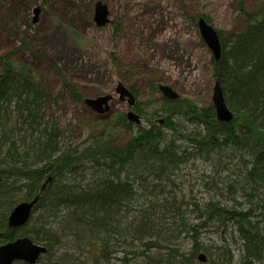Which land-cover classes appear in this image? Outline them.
Wrapping results in <instances>:
<instances>
[{"label": "trees", "instance_id": "obj_1", "mask_svg": "<svg viewBox=\"0 0 264 264\" xmlns=\"http://www.w3.org/2000/svg\"><path fill=\"white\" fill-rule=\"evenodd\" d=\"M239 10L244 28L228 36L217 31L222 56L212 58L214 79L233 113L228 123L217 119L212 105L152 98L134 109L149 126L135 125L125 114L105 125L98 116L90 121L94 131L85 147L75 145L70 140L77 132L59 127L51 112L58 97L43 79L10 55L0 58V245L29 237L48 250L37 264L264 263V0L253 11L242 1ZM200 17L212 24L209 16ZM112 25L117 36L120 25ZM64 86L76 102H85L74 85L64 81ZM151 91L158 92L159 85L152 84ZM176 120L193 130L181 133ZM121 131L131 137L117 144ZM178 139L188 143L184 151ZM222 157L237 166L229 169L222 190L216 182L213 187L225 191L231 203L194 201L190 206L199 220L194 224L184 215V199L168 188L176 187L175 177L192 159ZM49 178L30 222L9 229L12 210L38 196ZM229 224L242 243L239 262L226 243L208 251L200 240L202 229ZM182 234L192 239L188 253L176 247ZM202 252L205 263L199 261Z\"/></svg>", "mask_w": 264, "mask_h": 264}, {"label": "rangeland", "instance_id": "obj_2", "mask_svg": "<svg viewBox=\"0 0 264 264\" xmlns=\"http://www.w3.org/2000/svg\"><path fill=\"white\" fill-rule=\"evenodd\" d=\"M102 1L112 22L120 25L117 36L112 24L102 28L95 24L97 0H0V58L10 55L15 63L36 71L58 97V104L51 111L56 122L70 135L71 130H76L77 137L70 141L81 146L94 131L90 121L99 115L85 102H76L64 81L74 85L85 99L112 96L110 111L99 116L105 125H112L117 115H126L130 110L128 100L116 92L120 84L133 87L138 92L137 103L144 106L152 98L163 97L160 91H151L152 84L170 86L179 97L200 107L213 106V54L202 39L198 20L202 15L209 16L211 25L228 36L245 26L240 3L244 1L245 8L253 11L262 0ZM36 8L41 11L38 22L33 23ZM144 110L149 116L151 110ZM176 121L181 133L193 130L185 120ZM141 125L149 126L145 120ZM166 133L171 137V131ZM115 137L117 144H124L131 134L121 131ZM176 143L182 151L188 147L183 139ZM221 160L192 159L175 177L176 187L168 188L179 200L184 199L188 205L183 208L187 209L184 215L194 224L199 221L198 213L190 206L194 201L214 200L225 206L231 203L227 193L220 190L237 162L227 157ZM214 182L220 190L213 187ZM237 203L246 206L242 199L238 198ZM261 227L264 229V220ZM200 240L208 251H217L226 243L235 262L240 261L242 243L232 225L204 228ZM176 245L181 252L188 253L192 247L190 235L182 234Z\"/></svg>", "mask_w": 264, "mask_h": 264}, {"label": "water", "instance_id": "obj_3", "mask_svg": "<svg viewBox=\"0 0 264 264\" xmlns=\"http://www.w3.org/2000/svg\"><path fill=\"white\" fill-rule=\"evenodd\" d=\"M40 11V8L35 9L36 16L33 20V23L38 22ZM94 22L98 27L101 28L111 23L109 9L102 0H97ZM198 28L202 39L211 50L215 60H220L222 56V45L217 30L204 18H200L198 20ZM159 90L166 99L175 100L179 98V94L176 93L170 86L161 85ZM116 92L121 96L122 99H127L131 107L136 105V99L133 93L124 85L120 84L116 89ZM112 99V96L105 95L95 99H86L85 103L95 112L108 113L110 111L109 103L112 101ZM213 103L216 110L217 119L220 122L228 123L233 119V113L226 105L223 90L218 82H215L214 86ZM126 116L127 119L132 123L137 125L141 123L140 116L134 111H129ZM50 180L51 178H49L44 183L38 196L30 201L19 203L12 210L8 217L9 229L18 230L29 223L39 204L40 197ZM47 252L48 250L46 247L35 243L29 237H19L13 242L2 244L0 246V264H15L17 262L25 264H37L41 256L47 254ZM199 261L205 263L207 261V257L204 254H201L199 256Z\"/></svg>", "mask_w": 264, "mask_h": 264}, {"label": "bare ground", "instance_id": "obj_4", "mask_svg": "<svg viewBox=\"0 0 264 264\" xmlns=\"http://www.w3.org/2000/svg\"><path fill=\"white\" fill-rule=\"evenodd\" d=\"M1 76V75H0ZM128 88V87H127ZM129 89V88H128ZM130 90V89H129ZM131 91V90H130ZM132 92V91H131ZM133 93V92H132ZM133 95H134V93H133ZM135 96V95H134ZM99 97H101V96H99ZM99 97H97V98H99ZM135 99H136V101H137V97H135ZM112 102V101H111ZM111 102L109 103V106H110V104H111ZM95 112V111H94ZM129 112V111H128ZM127 112V113H128ZM95 113H97V115H99V116H101V115H103V114H105V113H98V112H95ZM107 114V113H106ZM127 115V114H126ZM127 117V116H126ZM129 121V120H128ZM142 119H141V123L140 124H138V125H141L142 124ZM130 122V121H129ZM132 123V122H131ZM133 124H135V123H133ZM135 125H137V124H135ZM35 215V212H34V214H33V216ZM32 216V217H33ZM9 217V216H8ZM32 217H31V219H32ZM30 222V221H29ZM7 225H8V220H7ZM9 228V227H8ZM202 263V262H201Z\"/></svg>", "mask_w": 264, "mask_h": 264}]
</instances>
